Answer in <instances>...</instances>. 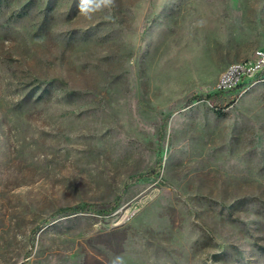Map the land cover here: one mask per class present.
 Returning <instances> with one entry per match:
<instances>
[{"label":"rangeland","instance_id":"1","mask_svg":"<svg viewBox=\"0 0 264 264\" xmlns=\"http://www.w3.org/2000/svg\"><path fill=\"white\" fill-rule=\"evenodd\" d=\"M79 5L0 0V264H264V0Z\"/></svg>","mask_w":264,"mask_h":264},{"label":"built area","instance_id":"2","mask_svg":"<svg viewBox=\"0 0 264 264\" xmlns=\"http://www.w3.org/2000/svg\"><path fill=\"white\" fill-rule=\"evenodd\" d=\"M264 78V50L257 49L245 60L231 63L219 75L215 90L236 91L239 95Z\"/></svg>","mask_w":264,"mask_h":264},{"label":"trees","instance_id":"3","mask_svg":"<svg viewBox=\"0 0 264 264\" xmlns=\"http://www.w3.org/2000/svg\"><path fill=\"white\" fill-rule=\"evenodd\" d=\"M223 94L221 91H216L213 94H206V95H194L190 98V100H206L210 103H212L216 98L220 97ZM161 168V148H159L158 151V160L155 166V171L158 173ZM79 209L77 206H67L62 207L57 210L58 213L63 214H71L76 212Z\"/></svg>","mask_w":264,"mask_h":264},{"label":"clouds","instance_id":"4","mask_svg":"<svg viewBox=\"0 0 264 264\" xmlns=\"http://www.w3.org/2000/svg\"><path fill=\"white\" fill-rule=\"evenodd\" d=\"M115 0H99L97 7L90 8V0H80V12L87 18H91L92 14L97 10L98 7H111L114 5ZM121 258L117 257L116 260L120 261ZM115 264V262H114Z\"/></svg>","mask_w":264,"mask_h":264},{"label":"bare ground","instance_id":"5","mask_svg":"<svg viewBox=\"0 0 264 264\" xmlns=\"http://www.w3.org/2000/svg\"><path fill=\"white\" fill-rule=\"evenodd\" d=\"M245 60V59H244ZM260 81H264V78H263V80H258V82H260Z\"/></svg>","mask_w":264,"mask_h":264}]
</instances>
